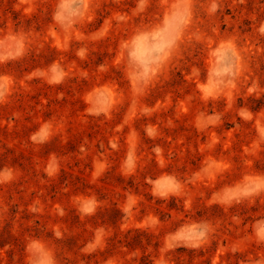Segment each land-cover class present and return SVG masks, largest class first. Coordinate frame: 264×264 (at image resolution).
<instances>
[{
	"label": "rangeland",
	"instance_id": "374dc122",
	"mask_svg": "<svg viewBox=\"0 0 264 264\" xmlns=\"http://www.w3.org/2000/svg\"><path fill=\"white\" fill-rule=\"evenodd\" d=\"M262 229L264 0H0V264H264Z\"/></svg>",
	"mask_w": 264,
	"mask_h": 264
},
{
	"label": "clouds",
	"instance_id": "9594fccd",
	"mask_svg": "<svg viewBox=\"0 0 264 264\" xmlns=\"http://www.w3.org/2000/svg\"><path fill=\"white\" fill-rule=\"evenodd\" d=\"M78 14V13H77ZM73 18L72 12L67 3H63L58 7L55 19L58 23L67 24Z\"/></svg>",
	"mask_w": 264,
	"mask_h": 264
},
{
	"label": "snow or ice",
	"instance_id": "6c2138e0",
	"mask_svg": "<svg viewBox=\"0 0 264 264\" xmlns=\"http://www.w3.org/2000/svg\"><path fill=\"white\" fill-rule=\"evenodd\" d=\"M261 238L264 239V229L261 230Z\"/></svg>",
	"mask_w": 264,
	"mask_h": 264
}]
</instances>
